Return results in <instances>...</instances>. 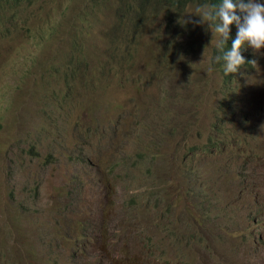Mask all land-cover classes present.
<instances>
[{"label":"rangeland","instance_id":"obj_1","mask_svg":"<svg viewBox=\"0 0 264 264\" xmlns=\"http://www.w3.org/2000/svg\"><path fill=\"white\" fill-rule=\"evenodd\" d=\"M122 1L2 12L0 264H264V49L226 79L192 2L115 50Z\"/></svg>","mask_w":264,"mask_h":264},{"label":"trees","instance_id":"obj_2","mask_svg":"<svg viewBox=\"0 0 264 264\" xmlns=\"http://www.w3.org/2000/svg\"><path fill=\"white\" fill-rule=\"evenodd\" d=\"M37 0H0V25L3 24L2 21V12L4 10H14L16 13L17 9H23L26 6L32 5ZM192 2H197L199 6L202 5H216L218 6L222 0H124L122 1L121 13L122 15H117V18L126 24L125 27L117 26L113 29V39H114V47L113 49L124 51L129 50L130 46L137 42L139 33V28L149 20L147 17L148 11H161L164 15V19H168L172 13L173 9H181L186 4H190ZM240 15V13L238 14ZM231 30L229 34V39L224 45L223 51L216 50V54L218 56H223L224 51H228L231 48L232 41L235 39L238 28L235 24L231 25ZM33 36V35H32ZM43 41L37 42L36 46L41 48H48L51 51L52 57L58 61V65L60 63L66 62L70 63L73 59L72 54V46L68 40L61 38L59 35H56L53 32H50L48 37L42 35ZM174 49H177L178 46L174 44ZM199 52V50H197ZM241 54H249L245 61L246 63L240 67V69L232 74L225 75L224 73V61L221 59L219 62H215L213 67L216 68L222 75H225L227 78L235 77V75L242 69L246 67H252L255 63H251V61L255 60L258 62L259 58H255L250 46H245L241 50ZM84 65L89 67L91 64L90 60L86 57L82 61ZM59 70L60 69V66ZM162 96L161 98H163ZM218 100L221 103L220 112H218L217 119L221 117V115L227 113V109L231 108V100H227V98H221L220 94L215 93L213 95L212 101ZM3 130V124L0 123V133ZM93 130L89 129L86 132V135L90 134ZM173 234V233H172Z\"/></svg>","mask_w":264,"mask_h":264},{"label":"clouds","instance_id":"obj_3","mask_svg":"<svg viewBox=\"0 0 264 264\" xmlns=\"http://www.w3.org/2000/svg\"><path fill=\"white\" fill-rule=\"evenodd\" d=\"M194 15L200 19L193 20V24L210 26L213 33L212 41L216 40L215 46L219 51H223L229 39L230 26L233 24L237 26L238 31L231 48L224 51L222 57H216L217 62L221 59L224 61L225 75L237 72L246 63L241 54L242 48L246 45L256 52L264 49V4L257 3L256 0H247V2L245 0H222L218 6L205 4L197 8ZM251 63H256V61L253 60ZM259 222L254 223L259 224Z\"/></svg>","mask_w":264,"mask_h":264}]
</instances>
